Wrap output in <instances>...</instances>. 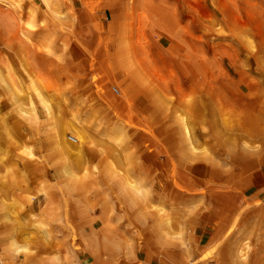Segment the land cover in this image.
Returning a JSON list of instances; mask_svg holds the SVG:
<instances>
[{
	"label": "rangeland",
	"instance_id": "obj_1",
	"mask_svg": "<svg viewBox=\"0 0 264 264\" xmlns=\"http://www.w3.org/2000/svg\"><path fill=\"white\" fill-rule=\"evenodd\" d=\"M129 1L130 0H61L60 2L63 5L59 6V13L67 11L70 15L78 17V22L75 21L72 25L73 27L67 22L55 21L47 16L39 0H21L20 5H22V7L20 6L21 8L18 10V13L14 12L12 9L9 10L10 8L0 6V23L3 24L5 22V24H1L2 26L0 25V73H2L5 80L10 85L11 92L15 95L19 105L26 106L28 96L30 97L31 95V83H34L39 93L49 103L52 112L54 131L59 138L61 147L66 149L61 153L64 154L65 159L77 174H86V182L83 185V189L80 191L81 193L88 192L89 186L95 183L93 179H91L93 178L91 167L93 165L99 166L100 164L98 158H96L94 154L98 149H101L102 153L106 155V158L108 157L107 159L116 169L123 171L125 166L130 165L133 169L137 168V170H135L139 173L140 169L143 172L149 167V163L145 161L141 154L143 153L142 146L151 144L153 146L152 150L156 151L160 144L164 146L167 145L164 139L159 140L161 137L158 135L159 129L154 125L155 120H152L150 113L146 110L150 102L155 101H153L150 95L146 97L141 94V91L144 92L146 88L148 89L147 85H149L150 88L153 83L155 85H153L154 87L157 85L159 86V84L161 85V83L165 84V82V85L169 83V87L171 88H174L175 85L177 86L176 81L181 78L182 69L178 62L174 60V53L179 55L181 59H185V63H189L187 66L194 71L208 69L212 77V81L210 82L211 86L217 90L218 94L224 97L230 98V95H234L239 91L242 85L240 74H242L241 76H247H245L246 81H252L256 78L255 81L260 83L259 87L260 89L262 87L264 91V78H259V73L255 71L257 70L256 64L254 65L253 61H247L249 59L247 54L249 49L246 47L247 44L245 39L243 38L244 40L242 39V42L240 40L241 36L237 35L236 31L233 30L235 27L237 28L234 20L238 19L237 21L240 23L250 19L248 26L245 27L249 30L246 35L248 41L252 42L254 45L257 44L255 43L259 40L257 33L250 31V29L254 28L256 25H259V33L264 39V0H131L133 2L132 10L128 13L126 10L129 6ZM197 3L199 4L197 5ZM213 6L216 7L214 8ZM183 8H186V10ZM215 9L221 14H224V12L227 13L226 15L228 16L226 17L224 14L222 17ZM28 10L35 11L33 17L30 18L27 16ZM83 10L85 14L80 15ZM88 13L90 18H88ZM193 13H196L195 16ZM81 17H83L85 23L92 27V34L88 41L82 39V27L86 24L82 25V23H80L82 20L80 19ZM112 17L117 21L115 19L112 21ZM226 18L228 19L227 21ZM2 19L4 22L1 21ZM206 19L208 22L210 20V24L213 22L215 25L208 24ZM157 20H166L172 23L174 28L173 34L177 38L173 39L160 35L159 31L153 27V23L157 22ZM231 20L234 26L233 23H228L232 22ZM28 21L34 23L32 29L27 26L26 23ZM41 21L43 22L42 24H40ZM112 23L115 24V27L118 26V29H125L126 34L128 33L127 38L128 36L130 37L128 38L130 39L128 42L131 48L134 47L137 50L135 53H140L139 55L134 53L133 63L137 67L136 70L138 69L137 71L141 73L142 83L126 77L122 72L114 68L115 50L112 41L113 28L110 27ZM212 25L216 30L212 29ZM218 25L219 27H217ZM20 32H30V39H32V41L26 43L22 40L18 41ZM45 34L49 36V44L51 46L49 52L45 51V48L37 41L39 36L42 37ZM181 34L183 35L180 38L179 36ZM15 37L17 39H15ZM14 41H18L19 43H17L19 45ZM134 48H132V50L136 51ZM141 49L145 50L143 52L146 53H144V55L147 58L143 55ZM219 51L223 52L220 53ZM211 52H213V54ZM233 54L235 58L237 57V59L234 58V61L231 57V55L234 56ZM186 55H188V57ZM221 55H223V57L225 55L226 57L220 59L223 58ZM191 58L193 59V63ZM212 59L213 61H211ZM228 60L232 63L230 61L227 62ZM135 61L139 65L137 63L135 64ZM207 65L209 67L211 66L212 70L211 68L209 69ZM110 66L111 68H109ZM151 66L155 71L151 70ZM160 70L163 72L160 73ZM220 72L224 74H220ZM237 72L238 74L235 75ZM26 73L29 75H26ZM155 75L161 76L163 81H158V83ZM176 75L178 77H176ZM152 76L156 79L157 83ZM217 76L219 78H217ZM224 76L226 77L225 79ZM9 77H11V80ZM205 83L206 81L200 83V86L201 84L205 86ZM230 83L232 86H230ZM141 86L144 89L141 88ZM226 86H228V89ZM187 87L188 86H185V88ZM187 89L189 90V88ZM187 89L184 93L188 91ZM100 92L103 94L106 93L109 100L114 99L117 101V104H120L121 109H119L118 113H115V111L111 112V108H108L105 98L103 100L100 97L101 95H97V93ZM116 92H119V94ZM168 94L170 93L168 92ZM170 96L175 99L178 94L172 93ZM37 111L39 117H37L36 122L21 118L17 114L14 104L10 102L9 94L0 86V199H3L6 203L7 207L5 211L9 217V221L6 224H0V226L4 229H16L18 234L21 235L20 239L17 238L20 243L27 244L29 248L33 250L31 255L24 258L28 261L27 264H36L35 260H33V256L37 257L40 255V248L41 245H43L42 243H44L43 236H41L42 234L40 235V233L34 231L31 226L36 221H43L44 218L35 214L32 208H27L26 204H23L21 211L13 204L14 202L24 203L25 199L23 197L26 195H33L35 187L40 181L48 186L55 185L53 167L49 162L52 160V157L53 159L59 157L57 155L52 156V142H47L50 145L46 143L47 140L43 132L44 115H42V111ZM126 114L130 115L131 118L135 120L134 127H137L138 132L142 134L140 133L138 136L132 137L123 133L124 121L126 120L124 117H126ZM199 121H201V125L198 127L199 129L204 127L205 130H210L211 120L206 115H203V118ZM117 122L119 124H117ZM115 125L122 129L119 135L113 132ZM100 132H105V134L109 136L118 135V145L112 144L107 138L100 137ZM75 135L81 138L79 145L67 140L68 137L74 138ZM66 143L69 144L67 145ZM29 145L33 148L34 155H36L33 159H28L23 154L25 148ZM200 147L208 150L209 153H211L212 149L217 161L219 160L220 162L221 160L223 162L226 160L228 152L218 147L215 140L206 143V145L201 144ZM47 150L49 152H46ZM225 167L230 170V176L233 177L237 174V172H235L237 168L234 169V167H231V169L229 166ZM225 167L221 169L223 170ZM14 170L17 171L18 177L17 173H14ZM142 172L139 174L142 175L144 173ZM250 174L255 176L252 182H225L222 184V187L228 189L236 198L240 196L247 203L253 201L256 206L250 204L251 206L244 209V212L240 211L242 207L239 204L229 205L230 209H228V212L230 214L226 212L219 217L215 224L216 226L212 228L207 226L205 218H201L202 214L207 212L205 209L210 208L207 206L208 203L204 204L200 200V196L206 188L205 184L191 182L188 186L190 189L188 192L190 195L188 200L191 208L187 213L176 216V223L182 224L187 230L184 233V239L188 246L187 250L184 251L186 257L183 255V250L181 249L170 252L174 255L182 254L185 259V264H199L197 252L201 249L199 248L200 246L206 245L205 242L208 237H211V241L215 245L219 244V246L224 247L225 241L233 236L235 239H247L252 244V253L246 264H255L254 258L256 254L261 252V248L264 249V245L259 241L263 240L264 236V213L259 214L256 212L264 207V204H259V200L257 199L254 201V195L259 191L257 188L258 183L261 184L264 179V166L261 168L258 167L256 171L251 170ZM190 175L191 174H189V176ZM13 176L18 179L13 181ZM101 184V189H103L100 192H107L109 194V202L110 204L112 203V210L108 213L110 222L116 224L117 233H122L125 236L131 237V251L125 254V250H123L120 252V255L111 258V264H131L135 261L137 254H141L140 256H142L144 252H150L149 256H156V258H159L163 263L168 264V258H170L168 257V251L170 249H162L154 244L153 247H155L153 250L141 251L144 248L141 244L150 241L146 236L147 227H145L144 230H140V236L133 234L131 231V227L133 226L131 225L132 221L126 216L125 211L119 204V200L113 194L114 188H110L108 184L104 182ZM148 188L150 189V185ZM57 190H54L53 195L58 199L60 211L57 214V219H53L51 223L49 221L48 228L50 229L47 228L48 230H46L48 240L55 239V236H52L55 231L59 232L58 234H60V231H63L67 235L70 234L69 238H71L72 233H78L80 235L78 230L80 227H83L82 229L87 232L91 227L96 230L101 227L98 218L102 214H107L102 206V196L96 197L94 193L87 194L88 200L94 202L95 205H93V208L88 213L89 218H93V221L89 223V218L87 220L76 219L77 210L74 207L72 197L59 187ZM254 190L255 193H253ZM161 191L162 187L156 186L155 192L160 194ZM181 197L182 195H180L178 199ZM184 203L188 202H177V204ZM199 207L200 209H198ZM233 209L237 210L234 211ZM241 220L245 222V229L241 228V223H238L241 222ZM88 224L90 228L86 226ZM203 227H206L207 232L201 236L199 228ZM98 234L99 233H97V236L100 238ZM59 246L60 245L55 244L56 248ZM101 249V243H98V252L93 254L101 262L107 261L109 257L103 249ZM221 251H223V249L218 247V252L213 256V262L219 257V252ZM103 252L105 254H103Z\"/></svg>",
	"mask_w": 264,
	"mask_h": 264
},
{
	"label": "bare ground",
	"instance_id": "obj_2",
	"mask_svg": "<svg viewBox=\"0 0 264 264\" xmlns=\"http://www.w3.org/2000/svg\"><path fill=\"white\" fill-rule=\"evenodd\" d=\"M60 1L61 0H39L40 5L42 6L43 11L45 12L47 16H49L55 21H60L64 23L67 22L69 25L72 26L75 21L78 22V17L70 15L67 11H63L62 13H59V6L63 5L61 4ZM20 3H21V0H0V6H3L5 8H10L9 10L12 9L14 12H17V13L19 12L18 10L22 7ZM132 3L133 2L131 0L128 3L129 6L127 7V10H126L128 11V13L129 11L132 10ZM198 4L199 3H197V5ZM183 9L186 10V8H183ZM34 12H35L34 10H28L27 16L30 18L33 17ZM217 13H220V12L217 11ZM84 14L85 13L83 12L80 13V15H84ZM224 14L226 15L227 13L224 12ZM224 14L223 13L221 14L222 17ZM227 16L228 15H226V17ZM88 18H90L89 13H88ZM80 19H82L80 21L82 25L86 24L82 27L83 28L82 39L88 41V39L90 38V35L92 34L91 32L92 27H90L89 24L85 23V21L83 20V17H81ZM114 19L115 18L112 17V21ZM227 20L228 19L226 18V21ZM237 20H234L235 24L237 25V28L235 27L233 30L236 31L237 35L241 36V39H240L241 41L243 38L245 39V42L247 44L246 47L249 49V52H247V54L250 59V60L248 59L247 61L248 62L253 61L254 65L256 64L257 70L255 71L259 73L258 74L259 78L263 79L264 78V39L259 33V30H258L259 25H256L254 28L250 29V31L256 32L259 37L258 42H255L257 44L254 45L252 42L248 41V38L246 36L249 30L246 29L245 27L248 26L250 19L244 22H240V23ZM1 21L4 22L3 19ZM42 23L43 22L41 21L40 24ZM228 23L229 24L233 23V21L228 22ZM1 24L2 23H0V25ZM3 24H5V22ZM26 24L30 29L34 27V23L32 21H28ZM208 24H210V20ZM211 24L215 25L213 22ZM213 25L211 26L212 29H214ZM233 26H234V23H233ZM110 27L113 28L112 41L114 43V50H115L114 68L122 72V74H124L126 77L134 79L136 82L142 83L143 80H142L141 73L140 71L139 72L137 71L138 69L136 70L137 67L133 63L134 55L135 54L139 55L140 53H135L137 52V50L134 47L132 48H134L136 51L132 50L130 43L128 42V40H130L128 38L130 37L128 36L127 38L128 33L126 34L125 29L123 28L118 29L117 28L118 26L115 27V24L113 23L111 24ZM153 27L159 31L160 35L166 36L168 38H173V39L177 38L173 34L174 28L172 26V23H170L169 21L157 20V22L153 23ZM217 27H219V25ZM214 30H213V33H214ZM217 33L218 32L216 31V34ZM182 35L183 34H181L179 37L181 38ZM30 38H31L30 32H20L18 41L22 40L24 43L31 42L32 39ZM15 39L17 38L15 37ZM37 41L45 48V49L43 48L45 51L47 52L50 51L49 49L51 46L49 44L48 35L45 34L42 37L39 36L37 38ZM141 50H142L141 52L144 55L145 52L143 51L145 50L143 49ZM211 53L213 54V52ZM194 54H195V51H194ZM225 55L224 57H226ZM144 56L143 58L146 57ZM173 56L175 58L174 60L178 62V64L181 66V69H182L181 78L176 81L177 86L173 85L174 88H171L169 87V83L168 85H165L166 84L165 82V84L161 83V85L159 84V86L156 84L157 86L154 87L155 85L153 83L154 86L152 85L149 88V85H147L148 89L146 88L144 92L141 91L142 93L139 92L145 95L146 97L150 95L153 101H155V102H150L146 110L150 113L152 120L153 119L155 120L154 125H156L159 129L158 135L161 136L159 140L164 139L167 142V145L164 146L160 144V146L157 147L156 151L152 150L153 146L151 144H145L144 146H142L143 153L141 154L144 157L145 161L149 163V167L143 171L144 173L140 169V172L143 173L142 175L139 174L140 172L138 173L136 171L137 168H135L136 169L135 170L130 165L125 166L124 167L125 169L123 171L116 169V167L107 159L108 157L106 158V155L102 153L101 149H98V150L96 149L97 151H95L94 154L96 155L95 157L98 158L100 164L99 166L93 165L91 167V174L93 176V178L91 179H93L95 183L90 185L88 192H85V193H81L80 191L83 189V185L86 182V174L85 173L77 174L71 168V165L68 163V161L65 159L64 154L61 153L65 151L66 149L61 147L59 138L56 135V132L54 131L53 122H52L53 120L52 112H51V107L49 103L39 93L34 83H31L30 85L31 95L30 97L28 96L26 106L19 105L15 95L12 94L11 92L10 85L3 77L2 73H0V86L3 88V90H5L9 94L10 102L14 104L15 110L21 118L30 120L32 122H36L37 117H39L38 116L39 114H37L38 113L37 110H40V112L42 111L43 113L42 115H44V119H45L44 129L43 128L42 129L44 132L45 139L47 140L46 143L48 141H51L52 148L51 147L50 148H51V151H53L52 156L54 155L59 156L54 159L52 157V160L49 163L53 167V171H54L53 174L55 175V179L58 180L59 182L57 186L61 188L63 191H65L67 194H69V196L72 197L74 207L77 210L76 219L87 220L89 218L88 213L93 208L94 202L92 201L90 202V200H88L89 199L87 196L88 193H92V194L94 193L96 197L102 196L101 198L102 206L107 212V214L106 215L102 214L98 218V220L100 221L101 227L98 230L91 227V229L88 232L83 230L82 229L83 227L78 228L80 236L84 240L85 245L89 247L92 253L94 254L98 252L97 250L98 243H101V247L103 251L110 258H114L117 255H120V252H122L123 250H125L124 251L125 254H128L131 251V237L125 236L122 233L121 234L117 233L116 224L113 222H110L108 213L109 211L112 210V205H111L112 203L110 204L109 202V199H108L109 194L107 192H100L103 189V188L101 189L102 182H104L105 184H108L110 188L111 187L114 188L113 194L119 200V204L125 211L126 216L130 218L132 221L131 225L133 226L131 227V231L133 232V234L138 236L140 234V230L141 229L144 230L145 227H147L146 236L150 241L146 243L144 242L145 244H141L142 246H146L147 249H150L155 244L159 248H162V249L165 248L168 250L170 249L168 252L181 249L183 250V255H184L185 253L184 251H186L188 248L187 243L185 242V239H184V236H185L184 233L187 230L182 224L176 223L177 222L176 216L183 214V213H187L191 208V205L188 200V197L190 196L188 193L190 190L188 188L189 184L191 182H200V183L205 184L206 188L204 192H202L200 196V200L204 204L208 203L207 206H209L210 208L205 209L207 212L203 213L201 218L206 219L208 216H214V217L217 216V218H219L222 215H224L226 212H228V209H230L229 205H232V204L238 205L240 202V199H239L240 196L239 198H236L233 195V193L229 192L228 189L223 188L222 184L225 182H230V183L231 182L243 183L245 181L252 182L255 176H252L250 174L251 170L256 171L258 167L261 168L262 166H264V160H263V157H264V91L262 90V87L260 89L259 87L260 83L255 81L256 78L253 79L252 81L251 80L246 81L245 80L246 75L241 76L242 74H240L242 85L241 86L239 85L240 86L239 91L234 95H230V98L224 97L218 94L217 90L211 86L210 82L212 81L211 79L212 77L209 74L210 72H208V69H202L201 71H194L190 69L189 66H187L189 63L186 64L185 59H181V57L179 55H176L175 53L173 54ZM186 56L188 57V55ZM221 57H223V55H221ZM224 57L220 59H224ZM231 57L233 58L232 60L234 61L235 55L234 56L231 55ZM189 58H190V55H189ZM235 59H237V57ZM136 61H135V64L137 63ZM211 61H213V59ZM229 61L230 60H228L227 62ZM192 63H193V59H192ZM109 68H111V66ZM210 68L212 70L211 66L209 67V69ZM151 70H154L152 66H151ZM214 70H215V65H214ZM7 71L10 72L9 70ZM161 72L163 71L160 70V73ZM27 74L28 73H26V75ZM220 74H224V73L220 72ZM237 74L238 72L235 73V75ZM155 77L157 79V82L163 81L161 76L155 75ZM176 77L178 76L176 75ZM152 78L154 77L152 76ZM217 78L219 77L217 76ZM225 78L226 77L224 76V79ZM9 79L11 80V77H9ZM156 79H155V82H156ZM204 81H206L205 86L201 84V86H204V87H201L200 83H203ZM185 86H188L187 88H189V90L185 88ZM230 86H232L231 83H230ZM227 87L228 86H226V88ZM141 88L143 87L141 86ZM186 89L188 91L184 93ZM168 92L170 94L172 93L178 94L177 98L173 99L170 96V94H168ZM116 93L119 94V92H116ZM97 95H101L100 97L103 100L105 98V102L107 103L108 108L109 109L111 108V112L112 111H115V113L119 112V109H121V107H120V104H117L116 100L114 99L109 100V97L106 95V93L103 94L100 92V93H97ZM203 115L204 116L206 115L211 120L210 130H205L204 127H201V129L198 128L201 125V121L199 120L203 118ZM124 118H126V120L124 121L125 125L123 127L124 128L123 133L125 135L132 136V137L138 136L141 132H138L137 127H134L135 120H133V118H131V116L128 114H126V117ZM117 124L119 123L117 122ZM116 126L117 125H115V127L113 128V132L118 133L119 135L122 129H120L121 127L118 128ZM118 135L109 136V135H106L105 132L104 133L100 132L99 134L100 137L107 138L112 144L116 146L118 145ZM67 140L79 145L81 138L78 135H75L74 138L68 137ZM212 140H215L217 142L218 147L223 148L228 152L225 161L223 162L221 160L220 162L219 160L217 161V159H215L216 158L215 155L213 154L214 151L211 148H210L211 153H209L208 150L200 147L201 144L206 145V143ZM47 144L50 145L49 143ZM66 144L68 145L69 143H66ZM23 154L28 159H33L34 157H36V155H34L33 153V148L30 147V145L25 148V151L23 152ZM225 166H229L230 168L234 167V169L237 168L235 170L237 174L234 175L233 177L230 176V173H229L230 170L227 169ZM222 167H225L226 170L225 168H223L222 170L221 169ZM4 169H7V168H4ZM15 172L17 173V171L14 170V173ZM78 172H82V171H78ZM189 174L191 175L189 176ZM13 177H14L13 181H15V179H18L17 178L18 173H17L16 178L15 176ZM263 180L261 184L258 183V187H257L259 189V195H260L262 202L264 201V181ZM149 185H150V189L148 188ZM57 186L54 185V186L44 187L41 184L39 185V188L37 187L35 189V192L33 195H26L25 197H23L25 199L24 203L14 202L13 204L16 207H18L19 210L21 211L23 204H26V203L34 202L37 205H41L42 202L46 203L44 205L43 210L41 211H43L47 219H44L43 221H36L31 226L33 230H35L37 233H40V235L42 234L41 236H43L44 238H47L46 230L50 229L48 228L49 221L51 223L53 219L54 220L57 219V214L60 211L58 199H56L53 195L54 190L58 189ZM156 186L162 187V191L160 194H157L155 192ZM180 195H182V197L178 199ZM69 196H68V199H69ZM0 200L4 202L3 199H0ZM177 202H188V203L177 204ZM3 205L6 206V204H3ZM240 206L242 207L240 211L245 212L244 209L248 208L244 204H240ZM198 209H200V207ZM256 212H258L259 214H263L264 207H262L260 210ZM5 219H7V217L3 216V220ZM92 219L90 218L88 219L89 223L93 221ZM241 225H242L241 228H244L245 222L243 220L241 222ZM86 226H89V224ZM97 233H99L98 235L100 236V238L97 236ZM259 241H261V243L264 245V236H263V240H259ZM8 248L9 250H7L5 254L7 255V257H10L11 259L17 256H20V255L23 257H27L28 255H31L33 253V251L30 250L26 245H21V246H17V245L9 246L8 245ZM104 252L103 254H105ZM251 253H252V244L247 239L240 240L238 238L237 242L234 244V247L231 251V257H232L233 264H246L250 258ZM67 256L69 259L73 257L71 252H68ZM254 263L264 264V249L261 248V252L256 254L254 258Z\"/></svg>",
	"mask_w": 264,
	"mask_h": 264
},
{
	"label": "crops",
	"instance_id": "obj_3",
	"mask_svg": "<svg viewBox=\"0 0 264 264\" xmlns=\"http://www.w3.org/2000/svg\"><path fill=\"white\" fill-rule=\"evenodd\" d=\"M82 12L84 13V10ZM46 152H48V150ZM41 184L44 187L48 186V185H45L44 182L40 181L38 182L35 189L37 187L39 188V185ZM58 184H59L58 180L55 179V185H58ZM253 193H255V190L253 191ZM239 199H240L239 205L244 204L247 207L251 205L256 206V204L253 201H250L247 203L241 197ZM255 199L259 200V204L260 203L264 204V201L262 202L260 198L259 191L256 195H254V201ZM3 204H6V203L0 200V211H1L0 224H6L9 221V217L7 216V212L5 211L7 205L4 206ZM45 204L46 203L42 202L41 205H37L36 203L32 202V203H26V206L27 208H32L33 211H35V214L42 216L44 219H47L43 211H41L43 210ZM3 216H6L7 219L3 220ZM217 220H218L217 216L216 217L208 216L206 218L207 226L209 228H212L213 226L215 227ZM241 222H238V223H241ZM199 231H200L201 236L202 234L207 232L206 227L199 228ZM58 233L59 232L57 231L54 232L52 236H55V239L53 240H48V238L46 239L43 237L44 243H42L43 245H41L40 255L37 257L33 256V260H35L36 264H111L112 259L110 257L107 261L105 260L103 262L97 259L92 253V251L90 250V248L85 245L84 240L81 238V236L78 233H74V234L72 233L71 238H69L70 234L67 235L63 231H60V234ZM17 238L20 239L21 235L18 234L16 229L14 228L4 229L3 227L0 226V264H27L28 263V261L24 259L26 257H23L21 255L13 258L14 259L13 260L10 257H7V255L5 254V252L9 250L8 245L9 246L10 245H17V246L26 245L29 248L27 244L20 243V241ZM236 242H237V239H235L232 236L230 239L225 241L224 247H222V246H219V244L215 245L211 241V237H208L205 242L206 245L200 246L199 248L201 249L197 252V255H198L197 258L199 260V264H233L232 257H231V251ZM55 244H58L60 246L56 248ZM218 247L222 248L223 251L219 252L220 254L219 257L216 259L215 262H213L212 261L213 256L218 252ZM153 248L154 247L152 246L150 249H147L146 246H144V248L141 251L142 252H144V250L150 251V250H153ZM68 252L73 253L72 254L73 257L71 259H69L67 256ZM149 253L150 252H144L142 256H140L141 254H137L135 261H133L131 264H165L159 258L149 256ZM168 257H170L168 258L169 259L168 264L170 263L171 264L172 263L173 264H176V263L185 264V259L182 254L174 255L172 252H168Z\"/></svg>",
	"mask_w": 264,
	"mask_h": 264
}]
</instances>
